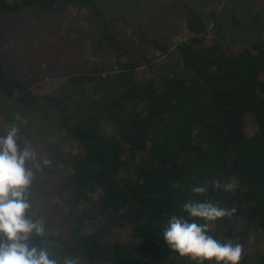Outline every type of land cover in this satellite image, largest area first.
I'll use <instances>...</instances> for the list:
<instances>
[{"label": "trees", "instance_id": "trees-1", "mask_svg": "<svg viewBox=\"0 0 264 264\" xmlns=\"http://www.w3.org/2000/svg\"><path fill=\"white\" fill-rule=\"evenodd\" d=\"M170 7L150 13L145 24L170 36L171 27L187 34L174 48L181 72H151L148 52L167 54L169 47L159 35L143 34L148 52L139 49L138 58L149 74L142 78L123 40L112 34L116 20L105 19L95 0H0V17L30 12L53 23L75 9L93 30L88 51L98 63L68 72L57 91L39 95L12 76L0 48V115L13 103L44 120L50 112L57 117L53 142L41 126L19 131L18 141L36 150L35 164L51 161L27 165L34 174L30 200L50 213L45 240L32 243L49 250L57 244L79 264H193L169 251L160 225L172 213L185 215L191 188L207 182V198L235 209L210 234L243 245L239 264H264L256 249L264 233V38L227 43L213 37L221 29L214 11L209 29L184 0ZM230 11L238 27L234 7ZM217 179L234 183L233 191L217 189ZM235 220L243 223L237 233L231 231Z\"/></svg>", "mask_w": 264, "mask_h": 264}, {"label": "rangeland", "instance_id": "rangeland-1", "mask_svg": "<svg viewBox=\"0 0 264 264\" xmlns=\"http://www.w3.org/2000/svg\"><path fill=\"white\" fill-rule=\"evenodd\" d=\"M173 0H95L103 17L107 20H116L112 24V34L123 40L130 53L138 62L139 77H148V69L140 64L138 50L148 52L142 44L143 34L148 37L159 35V39L168 44L167 54L158 51L148 52L155 66L149 70L162 75H178L181 72V61L176 54L175 45L187 37L179 36L173 27V36L167 34L168 29L159 33L157 25H146L145 21L150 13H157L165 9L171 11ZM190 4L199 16L211 29L214 11L221 25L218 37L227 43H250L264 38V0H184ZM260 6L258 14L254 10ZM234 7L239 19V26L235 27L231 21V8ZM168 12V13H169ZM64 14L58 16L53 23L47 17L25 12L15 16L0 17V48L4 65L11 70L12 76L25 82L34 93L39 95L51 94L58 90L64 82L67 73L84 72L89 67L98 65L96 59L88 51L90 35L93 30L87 23L77 17L75 9L69 8ZM182 13L176 9L173 19L180 22ZM152 24V23H151ZM132 26L136 32L132 33ZM158 30V32H157ZM177 31V32H176ZM84 32V33H82ZM158 33V34H157ZM25 52V54L23 53ZM32 54V58H27ZM15 124L20 131H34L42 127L43 134L49 142H53L57 133V117L50 112L47 119L42 115L33 114L10 104L8 112L0 115V136L6 134L9 127ZM21 147L24 145L20 141ZM64 151H69L68 144L63 145ZM35 213L34 218H49V208L40 203L33 205L29 215ZM232 232L243 230V223L235 220ZM228 230L223 229L226 233ZM250 231L249 233H251ZM256 249L264 253V233L256 239ZM50 250L60 259L67 257L63 249L53 244ZM175 259H177L175 257Z\"/></svg>", "mask_w": 264, "mask_h": 264}, {"label": "clouds", "instance_id": "clouds-1", "mask_svg": "<svg viewBox=\"0 0 264 264\" xmlns=\"http://www.w3.org/2000/svg\"><path fill=\"white\" fill-rule=\"evenodd\" d=\"M19 128L13 124L0 136V264H79V258H54L48 248L32 243L33 238L43 242L46 228L43 218L29 215L34 174L27 166L47 167L45 159L35 164L37 153L31 144L18 143ZM217 189L233 191L235 184L217 179ZM207 182L191 188L193 199L182 205V213H172L160 225L164 245L180 259L193 264H239L244 254L243 245L231 240L221 241L210 234L212 226L234 214L207 198Z\"/></svg>", "mask_w": 264, "mask_h": 264}]
</instances>
